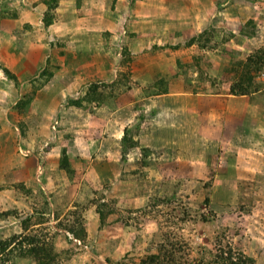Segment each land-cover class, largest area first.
Here are the masks:
<instances>
[{
    "label": "rangeland",
    "instance_id": "rangeland-1",
    "mask_svg": "<svg viewBox=\"0 0 264 264\" xmlns=\"http://www.w3.org/2000/svg\"><path fill=\"white\" fill-rule=\"evenodd\" d=\"M60 1L42 0L47 10L36 13L35 3L0 0V66L13 75L0 69V240L37 234L61 264H144L165 245L182 264L229 246L264 264V66L252 69L243 132L227 129L223 145L198 152L211 155L209 167L176 161L192 146L178 133L141 142L154 96L175 97L183 82L186 92L231 94L264 48V0H164L138 19L140 0H75L50 34ZM79 27L91 41L72 37ZM197 36L200 54L183 53ZM125 129L139 146L123 160ZM16 246L4 264H36Z\"/></svg>",
    "mask_w": 264,
    "mask_h": 264
},
{
    "label": "crops",
    "instance_id": "crops-1",
    "mask_svg": "<svg viewBox=\"0 0 264 264\" xmlns=\"http://www.w3.org/2000/svg\"><path fill=\"white\" fill-rule=\"evenodd\" d=\"M41 1L42 0H21L23 8H29L30 2L35 3L36 6L32 5L30 8L33 11L35 10L36 13H38L37 10L39 11L47 10V7L44 4L40 3ZM164 2H165L164 0H157L154 2H149V0H146V1L140 0L139 3L137 4L140 6L138 7L136 6L133 13L138 14L136 15L137 16L136 19L139 18L140 14H142L141 16L143 15L147 16L144 13V11L145 12L153 11L152 14H154V12L155 14H158L160 13V10H158L160 7L165 8ZM204 2H207V0H204ZM204 2L202 1V3ZM65 3H67L66 7L71 9L72 3H75V0H61L60 1L59 8L56 11L53 22L51 23V25L49 24V27H47L49 28L48 30L52 29L56 24L57 25L59 23L63 24L61 22L62 16L61 14H58V13L62 8L63 10H67L68 12V9L63 7V4ZM24 14H26V12H24ZM28 17L35 18V14L31 12ZM159 18H161V21L164 23L162 26H165V14L163 11L161 12V15L159 16ZM21 19L22 18L20 17L18 18L17 21H21ZM76 21L75 23L78 24V19ZM102 21H105V19L102 17L98 18V23ZM135 26L133 27L135 28ZM152 28L154 29V25H152ZM78 29L79 30H75L73 28L71 30V32L74 31V35L72 36L73 38L78 35L81 37L83 36L88 37L87 40L91 41V37L94 35H92L93 33L90 34L89 29L81 28V27H79ZM78 31H80L79 32L80 34H78ZM136 31L138 32V30ZM140 31L144 32L143 29H141ZM51 33L52 32L50 30V34ZM95 37H98V36H95ZM158 45H160V43ZM76 48L79 49V46ZM186 50L187 51H182V52L187 54L189 53L188 51L193 50L192 53L194 55H198L197 53L200 54V52H198V49L195 45L186 47ZM164 54H165V51H163V55ZM89 57H91V55H89ZM160 63L162 66H165L164 59H161ZM153 64H156V63L153 62ZM161 65L158 64L156 66L161 67ZM147 70L148 68H144L143 71L147 72ZM158 79L159 78H157L156 81H160ZM190 83L194 86V88L197 87L196 86L197 81L190 80ZM181 87H182L181 88L182 91H178L177 93L173 94V95H176L175 97H172V94H169L171 96L168 95L169 97H167L166 100H165V94L162 96L159 95V96L153 97L151 107H152V113H155V115L152 116L153 119H151V124L147 125L148 127L146 128V131H145L146 138H144L141 142L145 141L146 143H150V141L151 142L153 141V138L155 136H159L163 138L165 137L166 131L168 133L169 132H174V134L178 133L177 136H179V138H182L183 141H185V139H188L186 142H192V146H190V149L188 150L186 156L184 157V160H182L179 157H176V161H180V162L185 161V162H188L189 164L192 161H197V163H199L202 168L203 167L206 168V167H209V165L211 164L210 162L211 155L208 152H206L207 156L203 157L204 153L198 154V152H200L201 149H205V147L209 145L213 146L215 142L217 144L216 146H219L220 144L223 145L225 141L224 133L225 131H227V129L236 130L238 134L243 132L246 115H253L249 113L252 108L246 107V103L247 101L251 100L250 99L251 96H234V95L227 94V93L205 95L201 93H194L193 91L186 92L185 88L188 87V84L187 83L185 84L184 82ZM169 89L174 90V88H169ZM123 108H121L120 110L128 111V112H130L131 110L129 104ZM114 114L118 115V112L116 111ZM233 119L237 123L236 127L234 126L235 122H232ZM230 144L231 142L227 141L225 145H230ZM161 147H163V145ZM99 149L100 151L103 152L104 157H105L103 158V160L106 162L105 159L108 158L106 155L110 154V150L107 148L103 149L102 147H100ZM150 149L152 151H155L153 145H151ZM160 149L161 148H158V150ZM134 150H136V148L133 149L132 151ZM132 151L130 153H132ZM162 152H165V148H162ZM193 153L195 155H193ZM174 158L175 157L170 158V159H174ZM116 160L117 159H115V162ZM202 161H205V162L202 163ZM199 164H196V165H199ZM196 165L194 168H196ZM97 225H99V221L97 220V218L95 219L93 218V227Z\"/></svg>",
    "mask_w": 264,
    "mask_h": 264
},
{
    "label": "trees",
    "instance_id": "trees-1",
    "mask_svg": "<svg viewBox=\"0 0 264 264\" xmlns=\"http://www.w3.org/2000/svg\"><path fill=\"white\" fill-rule=\"evenodd\" d=\"M53 1V4L52 2ZM59 0H43V3L49 8H56ZM249 25L254 23L253 20L248 22ZM50 23L47 25L49 26ZM246 36L252 34H245ZM198 44L199 46L202 44L200 40V36L193 37L187 43V46H192ZM203 48V45L200 46ZM245 69L242 76V81L233 84L230 89V93L232 95H248L251 93L249 84L252 86V69L256 66V71H260L264 66V48L259 49L253 56H249L247 60L244 62ZM258 66V67H257ZM3 74L12 79L13 75L5 66H0ZM94 89H98V86H94ZM258 91V90H257ZM256 92V91H254ZM73 105L81 106V102L72 101ZM130 129H125L123 137L121 139V153L123 160L127 158L128 154L131 150L137 148L139 146V142L135 141L133 137L130 135ZM126 157V158H125ZM70 163L69 159L64 154L62 168L69 169ZM70 171V170H69ZM100 215L101 222H104L105 217L101 213L100 208L97 210ZM19 241L17 237H13L9 240H0V264H4L8 256H11L12 253L17 249V241L20 246L26 245V248L22 250V254L24 257H30L34 260L36 264H61L59 261V256L55 250V246L52 242H46L41 240L40 236L37 234L32 236H26L24 238H20ZM16 243V247L14 244ZM221 245V244H220ZM179 250L174 246L170 248L165 245L161 246L158 253L151 254L147 256V259L143 261L144 264H182L180 261ZM211 258L209 261L203 264H255V260L251 257H247L243 252L239 250H234L232 247H228L227 250L224 247H221L219 253L213 254L211 252ZM10 259V258H9ZM216 259V260H215Z\"/></svg>",
    "mask_w": 264,
    "mask_h": 264
}]
</instances>
